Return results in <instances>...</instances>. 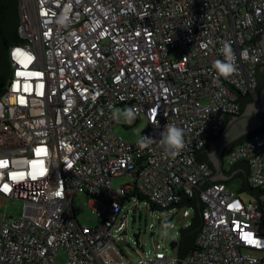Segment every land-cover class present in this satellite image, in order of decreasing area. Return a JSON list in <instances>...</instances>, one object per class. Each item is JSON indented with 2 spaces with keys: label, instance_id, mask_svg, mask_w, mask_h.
<instances>
[{
  "label": "built area",
  "instance_id": "obj_1",
  "mask_svg": "<svg viewBox=\"0 0 264 264\" xmlns=\"http://www.w3.org/2000/svg\"><path fill=\"white\" fill-rule=\"evenodd\" d=\"M19 8L28 41L9 47L0 93V209L23 206L0 218V264H178L165 242L133 263L117 243L119 215L147 207L163 229L177 216L181 228L191 225L194 208L179 202L212 173L195 153L226 113L240 114L233 89L256 94L264 52L251 41L264 32V0H19ZM225 41L237 68L228 78L214 67ZM118 107L146 118L137 141L115 132ZM168 125L184 134L175 157L161 143ZM239 161L264 191V132L224 152L225 170ZM119 176L132 181L115 187ZM79 193L100 203L97 226L77 220ZM200 197L198 248L181 263L264 264V194L262 210L224 182Z\"/></svg>",
  "mask_w": 264,
  "mask_h": 264
},
{
  "label": "water",
  "instance_id": "obj_2",
  "mask_svg": "<svg viewBox=\"0 0 264 264\" xmlns=\"http://www.w3.org/2000/svg\"><path fill=\"white\" fill-rule=\"evenodd\" d=\"M19 25L17 0H0V87L10 72V68L6 59V44L2 38L6 34L11 40L24 44L25 41L18 38L16 28ZM258 41L264 52V32L251 41ZM256 89L259 96L255 94L254 100L247 93L243 96L240 92L233 89L237 93V100L233 103H239L240 114L226 113L227 123L225 127L214 136L210 131L209 137L204 139V147L195 153L198 164H206L212 173L203 181L199 182L194 188L195 199L190 200L187 195H182L181 202L188 203L197 212L195 221L186 229L180 228V259L181 264L184 256L194 248H198L194 244L195 237L201 231V215L202 208L205 206L201 202L200 192L216 182H226L235 176H241L244 181L242 189H247L254 195L260 205L263 206L258 199V194H264L259 188L251 187L247 180L248 164L245 161L237 162L230 172H226L223 166L224 152L236 143L242 142L244 139L254 134L257 130L263 129L264 125V65L257 66L255 74ZM178 203V204H179ZM176 205V204H175ZM174 206V205H172ZM171 207V206H170ZM178 240L170 242L172 248L178 246Z\"/></svg>",
  "mask_w": 264,
  "mask_h": 264
},
{
  "label": "rangeland",
  "instance_id": "obj_3",
  "mask_svg": "<svg viewBox=\"0 0 264 264\" xmlns=\"http://www.w3.org/2000/svg\"><path fill=\"white\" fill-rule=\"evenodd\" d=\"M117 113L118 121L114 126L115 132L130 142L137 141L147 128V121L144 115H141L137 120L133 119L134 121L130 124V122L124 117L123 109L121 107L117 108ZM124 124H127V126ZM131 181L132 179L130 176H119L113 179V184L115 187H118ZM242 181L243 179L241 177H236L232 179L230 187L236 190ZM242 197L245 200L248 199V196L245 193L242 194ZM91 199L92 197L89 194L79 193L73 199V207L76 218L81 224L95 227L100 222L96 208L101 205L98 202L91 204ZM6 205L7 208H5ZM22 206V201L15 204L13 201L6 202L3 205L2 210L0 209V218L6 210L8 211V214H19L22 211ZM130 206L132 211H130L127 216L124 211L119 215V220L124 218L126 221V227L122 234L123 238L117 240L119 248L123 249L127 257L130 258L133 263H137L139 259L145 257V252L150 251L153 253L157 250V244H163V242H165L167 250L165 248L162 250L167 252L171 257H175L177 249H172L170 247V242L173 239L180 240L181 234L179 230L183 218L180 216L174 218L172 223L175 224V228L167 227L163 229L149 208L141 207L134 210V207L132 205ZM140 211L142 212V215H140ZM151 223H155L153 230L151 229ZM136 240H138V242H136ZM250 252L258 254L255 251ZM60 253L61 255L60 259H58V263H63L65 261V254L63 252Z\"/></svg>",
  "mask_w": 264,
  "mask_h": 264
},
{
  "label": "clouds",
  "instance_id": "obj_4",
  "mask_svg": "<svg viewBox=\"0 0 264 264\" xmlns=\"http://www.w3.org/2000/svg\"><path fill=\"white\" fill-rule=\"evenodd\" d=\"M221 51L225 55V61H215L214 67L220 76L228 78L237 71L231 44L225 41ZM123 115L129 122H131L135 118L136 113L132 108H126L123 110ZM161 136V143L171 156L175 157L181 150L185 148L184 134L181 128H178L175 125H168L166 130L161 133ZM150 139V137L144 138V140ZM141 143L143 144L144 141L142 140ZM165 227H167V225H165Z\"/></svg>",
  "mask_w": 264,
  "mask_h": 264
},
{
  "label": "trees",
  "instance_id": "obj_5",
  "mask_svg": "<svg viewBox=\"0 0 264 264\" xmlns=\"http://www.w3.org/2000/svg\"><path fill=\"white\" fill-rule=\"evenodd\" d=\"M17 6H18V18H19V23H20V8H19V0H17ZM18 27H19V25H18ZM18 27L16 28V33H17V35H18V38L19 39H21L20 38V36H19V33H18ZM2 38H3V40H4V42H5V44H6V59H7V62H8V65H9V60H8V49H9V47L11 46V45H13V44H15V43H17V42H15V41H13V40H11L6 34H3L2 35ZM9 68H10V65H9ZM11 77V70H10V72H9V74L7 75V77H6V79L4 80V82H3V84L1 85V87H0V93H2L3 91H4V89H5V86H6V84H7V82H8V79ZM256 94L259 96V93H258V91H257V89H256ZM250 96V95H249ZM251 97V100L253 101L254 100V97H252V96H250ZM264 126V125H263ZM264 132V127H263V129H261V130H257L255 133H263ZM214 136H217V134H214ZM237 144V143H236ZM235 145V144H234ZM233 168V167H232ZM231 168V169H232ZM227 172V171H226ZM236 177H241V176H235V177H233V178H231L230 180H228V181H226V182H224V183H226L228 186H230V184H231V181H232V179H234V178H236ZM242 178V177H241ZM243 179V178H242ZM247 180H248V170H247ZM248 184L251 186V187H253L250 183H249V181H248ZM243 186H244V181H242L241 182V184L239 185V187L236 189V191H237V193L240 195V196H242V194H247L248 196H251V197H253V198H256L254 195H252V193L250 192V191H248L247 189H242L243 188ZM259 191H261V190H259ZM260 194H258L257 196H259ZM195 199V197L194 198H191L190 200H194ZM188 204V203H187ZM188 205H190V204H188ZM191 206V205H190ZM196 217H197V212L194 210V213H193V216H192V218H191V224L195 221V219H196ZM201 223H202V218H201ZM190 226V225H189ZM186 228H188V227H185V228H182V229H186ZM181 234V233H180ZM198 236V235H197ZM136 237H138V236H136ZM181 238V237H180ZM138 239V238H137ZM138 241V240H137ZM194 244L198 247V244H197V237H195V240H194ZM197 248H194V249H192L190 252H188L185 256H184V258L186 257V256H188L190 253H192L193 251H195ZM177 255L179 256V258H180V240H179V245H178V247H177ZM182 264V263H181Z\"/></svg>",
  "mask_w": 264,
  "mask_h": 264
},
{
  "label": "flooded vegetation",
  "instance_id": "obj_6",
  "mask_svg": "<svg viewBox=\"0 0 264 264\" xmlns=\"http://www.w3.org/2000/svg\"><path fill=\"white\" fill-rule=\"evenodd\" d=\"M262 66H263V65H262ZM231 168H232V167H231ZM231 168H230V169H228V170H226V171H227V172H230V171L232 170Z\"/></svg>",
  "mask_w": 264,
  "mask_h": 264
}]
</instances>
